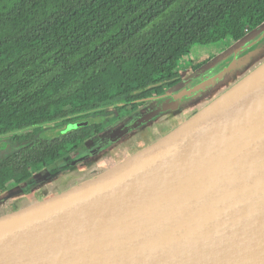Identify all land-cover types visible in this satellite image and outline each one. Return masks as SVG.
<instances>
[{
    "label": "water",
    "instance_id": "obj_1",
    "mask_svg": "<svg viewBox=\"0 0 264 264\" xmlns=\"http://www.w3.org/2000/svg\"><path fill=\"white\" fill-rule=\"evenodd\" d=\"M241 49L205 108L93 177L1 213L0 264H264V57L257 47L239 69Z\"/></svg>",
    "mask_w": 264,
    "mask_h": 264
},
{
    "label": "trees",
    "instance_id": "obj_2",
    "mask_svg": "<svg viewBox=\"0 0 264 264\" xmlns=\"http://www.w3.org/2000/svg\"><path fill=\"white\" fill-rule=\"evenodd\" d=\"M263 24L264 0H0V192L103 128L75 121L172 83L194 44ZM50 120L69 125L42 139Z\"/></svg>",
    "mask_w": 264,
    "mask_h": 264
},
{
    "label": "flooded vegetation",
    "instance_id": "obj_3",
    "mask_svg": "<svg viewBox=\"0 0 264 264\" xmlns=\"http://www.w3.org/2000/svg\"><path fill=\"white\" fill-rule=\"evenodd\" d=\"M197 64L198 66L196 67ZM199 64H200L199 62L195 64L194 63L191 64L192 74L186 76L191 78L195 77L194 79L195 82H189L187 83V85L185 84L183 87L179 86L178 89L175 88V90L173 91L172 88L178 85L177 84L178 80L181 78L182 75L178 71V76L174 78V81L172 83L162 84L161 89L153 94L144 95V96L140 94H136L135 97L130 101L117 102V103L105 105L98 110L96 115H88L72 123L74 127H77L79 125L92 126L94 125V123H101L100 120L104 115H108L109 117L113 118V120L117 121L120 120L122 116L124 117V115H128L130 113L133 115L131 120L134 121L138 117L148 114L145 119L136 123L137 127L133 128V130L130 129L129 131H127L128 133H125V137H124L125 139L124 141H122V144L126 145V147L119 146L121 144L120 141L119 143L116 142L117 145L114 146L113 143L104 150L95 148L94 141L91 139V136H101L102 138H106L105 130L108 129V127L104 128V126L102 125L103 128L100 130V132H95L93 129L92 132L88 134L76 146L66 149L65 152L61 153L59 158L53 160V161L60 160V162L55 164L52 161L48 164H39L30 167L31 175L29 179H27L24 182L15 183L14 181H8L6 183L5 190L0 192V196L5 194L4 192L9 190L8 188L9 182L14 183L12 185V186L15 185L14 187H20V190H24V187H31L30 190H33V193L28 191L29 193H27L26 195L25 192H22L20 196H23V199H17L16 201L11 196L2 197L0 206L3 211L1 213L16 210L17 208L24 206L30 202L39 200L62 187H67L76 184L82 180L93 177L94 174L100 171V169L103 167V166H101V168L97 167L98 166L97 160L99 156L102 157L103 162L106 161L104 162V166H106L112 162L122 159L125 155L131 154L136 150L144 147L145 145L157 140L161 136L165 135L166 133L177 127L187 118V116L185 115L187 114L189 109L185 110L184 109L185 107H180L176 102H172L170 99L171 97L175 99L178 98V97H174L173 94H176L178 91L182 89L184 91L193 90V92H191V94L193 95V102L196 100H200L201 102H205V101L208 102L209 100L212 99L213 96L215 97L216 95L220 94V93L211 94L212 92L210 90L208 94H203L202 90H199V88L192 89L196 85L202 86L204 81L208 79L209 81L206 84L207 88L215 84L213 80L216 79L215 77L216 68L215 69L213 68L214 70L213 69L211 70L212 66L211 67L209 66L210 69L206 73L209 76V77L207 76L208 77L207 79L206 76L203 77L205 79L197 78L196 74L204 72L203 70L200 71V68L203 65V63H201L200 65ZM221 68L220 69L218 68V70L220 71ZM118 104L120 106H124V109L122 110L117 109V107H119ZM109 108H111V110H108ZM165 111H169L171 112V114L165 115L164 113H162V116L160 117L161 112H165ZM81 114L82 113H77L74 116H78V115L81 116ZM96 116L99 117L98 121H94L89 124H82V122H84L85 120L94 119ZM148 119L149 121L145 122ZM172 120L175 121L176 123L175 126H172ZM132 123L130 125H136ZM49 124H55L56 126L59 125L57 124V120H50L47 121L44 125H42V129L39 131V136L42 139H46V138L53 139L61 134V133H56V134L50 133V131H48L49 129L46 128L47 127L46 125L49 126ZM60 125L62 126L59 127L58 129L62 131L63 129L67 128L69 124H60ZM162 127L166 128V132L159 134L158 136H156L155 139H151L150 137L151 133H153L156 129ZM7 137L8 135H0V141H4L6 143ZM139 138H144L146 140L145 145L140 146L137 143V139ZM8 147L9 146L6 143L3 148H0V150H2V152L4 151L9 152L10 149H8ZM59 165H66L67 172L62 173L60 170H58L57 168L59 167ZM50 166H52V168H50ZM31 197H33V199H31ZM5 206H7V208L4 210Z\"/></svg>",
    "mask_w": 264,
    "mask_h": 264
},
{
    "label": "rangeland",
    "instance_id": "obj_4",
    "mask_svg": "<svg viewBox=\"0 0 264 264\" xmlns=\"http://www.w3.org/2000/svg\"><path fill=\"white\" fill-rule=\"evenodd\" d=\"M250 44H252L253 46ZM249 45L252 47H250ZM239 47L242 48L241 50H239L237 52V54H238L237 56H238V58H240L239 60H241V61H239V64H240L238 66L239 69L248 67L250 62L254 59V56H258V54L260 53L259 49H261V54H262L261 58H263L264 57V27L249 30L245 34V36L237 42H233L230 38H225V39H222V40H219L216 42H212V43H208V44H194L191 48L190 53H189V59L180 60L179 73H181L182 75H181V78L178 80V83H177L178 85L173 87L172 90L174 91L175 88L178 89L179 86L183 87L185 84L187 85V83H189V82H195V80H194L195 77L194 78L186 77L187 75L192 74L191 64H193V63L195 64L197 62H199L200 64L203 63V65L200 68V71L203 70L204 72L196 74L197 75L196 77L197 78H203L206 76V79H207L209 76L206 73L210 69V67L212 66L211 70L213 68L214 69L216 68L215 72L217 74V72L219 71L218 68L219 69L221 67L224 68L228 62L232 61L233 57L236 55L235 51ZM257 47H258V49L254 53H252L251 51H253ZM251 53L254 56H250ZM249 57H250V60H249ZM231 75H228V74L224 75L222 80H220L221 75H219L217 79L220 81L211 85L209 88H207V85H206L207 83L203 84L202 86L199 87V90H202L203 94H208L209 90L212 92L211 94H213V93L218 94L222 90L223 91L226 90L227 87L225 86V84H226L225 82L229 81L232 78ZM203 79H205V78H203ZM206 91H207V93H206ZM170 99L172 102H176L180 107H185L184 108L185 110L189 109L187 114L185 115V116H187V118H190L191 116H193L194 113L197 112V110L199 111L200 109L205 108L209 104V102L211 101V100H209L208 102L207 101L201 102L200 100H196L193 102V95L191 93L186 94V95L181 96V97H178L176 99L173 97H171ZM108 110H111V108H109ZM161 110H163V109H161ZM193 111H195V112H193ZM162 113H164L165 115L171 114V112H169V111L161 112L160 117L162 116ZM132 117H133V115L129 113L128 115H124V117L122 116L120 120L115 121V120H113V118L109 117L108 115H104L100 121H101V124L104 126V128L108 127V129L105 130L106 138H102L101 136H91V139L94 141L95 148L104 150L105 148H107L109 145H111L113 143H114V146L117 145L116 142L119 143L120 141H121V144L119 146L126 147V145L122 144V141H124V139H125L124 138L125 133H128L127 131H129L130 129L133 130V128L137 127V124L136 125H130L133 122V120H131ZM187 118L185 120H187ZM148 121H149V119L146 120L145 122H148ZM126 122H128V123H126ZM175 125H176L175 121L172 120V126H175ZM46 126H47L46 128L49 129L48 131H50V133L56 134V133H60V129H58V128L61 127L62 125L56 126L55 124H49V126L48 125H46ZM165 132H166L165 127L158 128L153 133H151L150 137H151V139H155L156 136H158L159 134L165 133ZM145 141L146 140L144 138L137 139V143L140 146L145 145ZM53 162L56 164V163L60 162V160L53 161ZM97 162H98L97 167L101 168V166L104 167V162H106V161L103 162L102 157L99 156ZM50 168H52V166H50ZM57 169L60 170L62 173L67 172L66 165H59V167ZM13 184L14 183H12V182L8 183L9 190L4 192L5 194L0 196V202H1L2 197L7 196V195L11 196L12 193H14L13 192L14 190L20 189V187H15L13 189V187L15 186V185L12 186ZM30 188L31 187H24V190H22V192H25L26 195L29 192L33 193V190H30ZM20 193H21V191L15 192V196L13 197L15 201L17 199H23V196H20ZM31 199H33V197H31ZM0 205H1V203H0ZM6 208H7V206L4 207V210ZM2 211L3 210L1 209V206H0V213Z\"/></svg>",
    "mask_w": 264,
    "mask_h": 264
},
{
    "label": "crops",
    "instance_id": "obj_5",
    "mask_svg": "<svg viewBox=\"0 0 264 264\" xmlns=\"http://www.w3.org/2000/svg\"><path fill=\"white\" fill-rule=\"evenodd\" d=\"M15 187H13V189H14ZM12 190V189H11ZM19 191H21V193H22V190H14L13 192L14 193H12V195H11V197H14L15 196V192H19ZM21 193H20V195H21ZM7 196H9V195H7ZM4 197H6V196H4ZM2 200V199H1Z\"/></svg>",
    "mask_w": 264,
    "mask_h": 264
}]
</instances>
